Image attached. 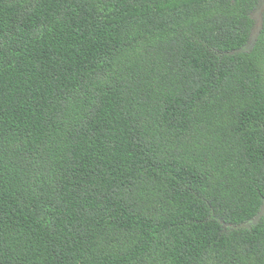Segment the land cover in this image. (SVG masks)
Masks as SVG:
<instances>
[{
    "label": "trees",
    "instance_id": "1",
    "mask_svg": "<svg viewBox=\"0 0 264 264\" xmlns=\"http://www.w3.org/2000/svg\"><path fill=\"white\" fill-rule=\"evenodd\" d=\"M255 3L0 0V264H264Z\"/></svg>",
    "mask_w": 264,
    "mask_h": 264
},
{
    "label": "flooded vegetation",
    "instance_id": "2",
    "mask_svg": "<svg viewBox=\"0 0 264 264\" xmlns=\"http://www.w3.org/2000/svg\"><path fill=\"white\" fill-rule=\"evenodd\" d=\"M250 15H251L253 22H254L252 29L256 27V22H257L258 18H260L262 22L264 21V0H256L255 6L251 10ZM252 29H251V31H252ZM249 46L250 45H248V47Z\"/></svg>",
    "mask_w": 264,
    "mask_h": 264
},
{
    "label": "water",
    "instance_id": "3",
    "mask_svg": "<svg viewBox=\"0 0 264 264\" xmlns=\"http://www.w3.org/2000/svg\"><path fill=\"white\" fill-rule=\"evenodd\" d=\"M262 27V21L260 18L257 19V22H256V27L252 29V31L250 32V37H249V40L251 43H253L260 31ZM264 215V202L263 204L260 206V209L257 213V215L254 217V220L253 222L257 221L259 219L260 216Z\"/></svg>",
    "mask_w": 264,
    "mask_h": 264
}]
</instances>
